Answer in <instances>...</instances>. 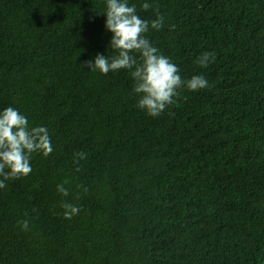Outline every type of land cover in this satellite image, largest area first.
<instances>
[{
  "label": "trees",
  "instance_id": "16d2710c",
  "mask_svg": "<svg viewBox=\"0 0 264 264\" xmlns=\"http://www.w3.org/2000/svg\"><path fill=\"white\" fill-rule=\"evenodd\" d=\"M128 4L162 15L147 38L209 84L159 117L129 71L83 66L116 54L106 0H0V111L45 126L54 149L0 189V264H264V0Z\"/></svg>",
  "mask_w": 264,
  "mask_h": 264
},
{
  "label": "clouds",
  "instance_id": "9594fccd",
  "mask_svg": "<svg viewBox=\"0 0 264 264\" xmlns=\"http://www.w3.org/2000/svg\"><path fill=\"white\" fill-rule=\"evenodd\" d=\"M142 9L147 11L151 5L145 2ZM105 28L112 33L109 49L116 54H97L94 61H86L83 66L89 71L107 75L109 72L127 70L133 80V92L139 95L137 107L155 118L167 108L175 105L181 89L196 92L209 87L202 75L183 79L178 66L156 48L145 35L151 29L160 30L164 17L159 15L149 22L137 13L136 6H129L128 0H106ZM174 28V26H171ZM139 57V59L137 58ZM215 59L214 52H204L197 57L196 63L202 68ZM53 146L45 126L29 125V121L18 109L7 107L0 111V189L8 181L19 180L31 174V158L34 153L47 157ZM86 159V153L74 154V163ZM76 171H80L77 167ZM64 181L57 185V192L67 197L69 189ZM87 192V189H84ZM63 216L72 219L80 208L67 201L61 202ZM23 231L29 230V220L18 221Z\"/></svg>",
  "mask_w": 264,
  "mask_h": 264
}]
</instances>
